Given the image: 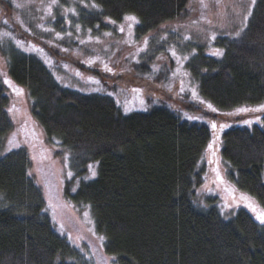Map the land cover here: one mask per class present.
<instances>
[{
  "label": "trees",
  "instance_id": "16d2710c",
  "mask_svg": "<svg viewBox=\"0 0 264 264\" xmlns=\"http://www.w3.org/2000/svg\"><path fill=\"white\" fill-rule=\"evenodd\" d=\"M189 1L94 0L101 10L92 8L87 22L104 27V20L120 23L132 13L141 21L137 35L145 37L184 17ZM216 46L223 56L201 49L189 63L204 101L220 113L263 104L264 0H257L240 38H220ZM4 57L8 79L27 93L47 143L71 154L74 180L65 189L66 199L91 210L106 252L118 264H264L263 228L244 210L226 220L213 206L216 199L199 194L212 140L208 126L166 104L125 115L112 98L61 86L35 57L17 50ZM10 108L0 81V154L14 130ZM222 157L238 189L264 209V116L259 125L227 129ZM89 165H98L95 178L73 192ZM29 172L26 151L0 155V264H80L57 233L43 191Z\"/></svg>",
  "mask_w": 264,
  "mask_h": 264
},
{
  "label": "rangeland",
  "instance_id": "374dc122",
  "mask_svg": "<svg viewBox=\"0 0 264 264\" xmlns=\"http://www.w3.org/2000/svg\"><path fill=\"white\" fill-rule=\"evenodd\" d=\"M51 3L52 0H0L1 83L5 75L8 78L4 53L17 50L41 61L61 86L82 94H99L112 98L125 115L147 113L151 107L166 104L178 111L183 118L191 117L189 120L208 126L212 133L211 142L215 139V144L212 150L207 149L203 158L206 175L204 185L199 190L200 196L216 199L213 206L217 203L218 211L226 220L244 210L264 230V225L255 219L256 213L246 205L251 203L257 212L263 208L256 198L238 189L230 179L229 165L222 157L223 135L227 129L239 124L246 127L259 125L264 112L226 115L218 109L216 112L211 111L207 107L210 103L204 101L198 84L189 73V63L201 49L206 55L213 56L211 53L217 48L218 39H234V33L239 30L244 15L250 8L254 11L257 0L255 6H252L251 0H190L184 17L161 26L145 37L137 35V25L133 27L132 36L128 35L126 27L123 33L120 32L119 28L125 23L124 20L114 24L104 20V27L99 25L98 28V24L91 25L87 20L90 19L88 14H91L92 8H85L82 0H57V4L52 7V15H48L46 9ZM66 8H75L76 15L65 12ZM77 24L81 26L79 32L76 30ZM44 28L54 31H45ZM88 29H91V33ZM56 32H60L63 39H56ZM69 32L72 33L71 36L67 34ZM4 33L9 35L4 36ZM104 33L111 35L105 36ZM213 34L216 36L215 40L211 39ZM185 36L190 39L185 40ZM97 37L99 43L96 42ZM145 38L148 39V47L137 56V49L143 47ZM17 40L30 50L24 51L17 47ZM81 40L85 43H80ZM32 45L43 51L32 50ZM171 48L188 59L177 63L169 50ZM90 59H96V63L89 66L87 61ZM104 62L112 67L115 75L104 70ZM89 78L100 83H92ZM181 81L185 89L183 92H180ZM13 85L16 86L14 83ZM6 88L13 109L11 117L14 130L4 141L2 156L19 150H24L29 155L32 175L43 191L54 227L75 250L80 264H118L116 257L107 254L106 238L96 230L91 210L88 207L78 209L66 199L65 189L74 180L71 154L61 146L47 143L44 131L31 115L27 93L23 90L22 95H17L9 86L6 85ZM133 89L141 91L134 92ZM125 108L129 109L127 113ZM245 120L252 121L251 125L245 124ZM213 122L217 125L215 130L211 127ZM221 124L226 125L223 130L219 127ZM14 134L20 147L8 152V140ZM95 166L98 165H92L97 172ZM90 173L88 170L83 178L73 181V192L82 182L95 178ZM49 195L54 208H48ZM100 236L105 239L101 241Z\"/></svg>",
  "mask_w": 264,
  "mask_h": 264
},
{
  "label": "snow or ice",
  "instance_id": "6c2138e0",
  "mask_svg": "<svg viewBox=\"0 0 264 264\" xmlns=\"http://www.w3.org/2000/svg\"><path fill=\"white\" fill-rule=\"evenodd\" d=\"M251 3H252V6H255L256 0H251ZM56 4H57V0H52V3L47 6L46 12H47L48 15H52V7L54 5H56ZM89 6L91 8H94V9H97V10H101L100 9V6L97 3H95L94 0H93V2L90 5L89 4H85L84 5L85 8H87ZM17 7H20V5H17ZM64 11L65 12H71L73 15H76L75 8H66V9H64ZM252 15H253V12H252V9L250 8L248 10L247 14L244 15L243 20H242V24H241L239 30L235 31L234 37H233L234 39L240 38L242 36V34L246 31V29L248 27V21L250 20V18L252 17ZM123 20H124L125 23L120 25V28H119L120 32L123 33L125 31V27H126L127 28L128 35L129 36H132V34H133V27H134V25H137V24H140L141 23L140 19L137 17V15L130 13V14L124 15ZM110 22L113 23V24L115 23V21H110ZM40 27L43 28V25H40ZM80 27L81 26L79 24L76 25L77 32L80 31ZM98 27H99V25H97V28ZM44 30L45 31H54L53 29H50V28H44ZM173 31H175V29H173ZM88 32L91 33V29H88ZM67 34L69 36L72 35L71 32H69ZM3 35L4 36H8L9 34L8 33H4ZM104 35L105 36H110L111 33H104ZM55 36H56V39H58V40L59 39H63V36H62V34L60 32H56L55 33ZM91 39H92L91 36H89V40H91ZM164 39H166V37H164ZM184 39L185 40H188V39H190V37L185 36ZM211 39L212 40H215L216 39L215 34H213L211 36ZM96 42L97 43L100 42L98 37L96 38ZM15 43H16L17 47L22 48L24 51H29L30 50L28 47H24V45L22 44V42H20L18 40ZM80 43L83 44V43H85V41L81 40ZM147 47H148V39L145 38V40L143 42V47H140V48L137 49L136 55L139 56V54L141 52H144L147 49ZM31 49L32 50H37V51H43V49H36V46L35 45H32L31 46ZM64 50L67 51V49H64ZM169 50L171 51L172 57H174L177 60V63H179L180 60H187L188 59L187 56H180V55H178V53L176 52L175 48H171ZM211 54L214 55V56L220 57V56H223L224 53H223V50H221V49H215ZM87 63H88L89 66H91L92 64L96 63V59H90L89 61H87ZM137 63H139V60H137ZM103 66H104V70L105 71H107L109 73H112L113 75L116 74L113 71L112 67H110L107 62H104V65ZM78 75H79V73H78ZM175 75H176V73L174 72L173 73V76H175ZM89 80L92 83H96V84H99L100 83L98 80H94L93 78H89ZM3 83L5 85L9 86L10 88H12L13 92H15L17 95H22L23 94V89L19 88L18 86H14L13 85V82L10 79L6 78V75H5V78L3 80ZM95 90L96 91H100L101 89H95ZM184 90L185 89L183 87V81H181L180 92H183ZM133 91L134 92H139V91H141V89H133ZM193 94L195 95V91H193ZM108 95H112V93H108ZM201 102L203 103V101H201ZM141 103L143 104V101H141ZM207 107L209 109H211V111H213V112H216L217 111V109L214 108L211 104H208ZM144 110L146 111L147 108L145 107ZM8 111L9 112H12L13 109L10 108V109H8ZM128 111H129V109L125 108V112L127 113ZM242 112H264V104L259 105L256 108H246V107L245 108H238V109L235 110V113H226V115H233V114L242 113ZM189 119H192V118L189 117ZM257 119H259V117H257ZM244 123L245 124H248V125H251L252 121L245 120ZM225 126L226 125L221 124L219 127H220L221 130H223V128ZM211 127H212L213 130H215L217 128L216 123L213 122L211 124ZM8 144H9V147L7 149L8 152H11L13 150V148H19L20 147V144L18 142H16L15 134L13 135V137L11 139L8 140ZM214 144H215V139L211 143H209L207 145V148L209 150H212L213 147H214ZM213 154H215V153L213 152ZM0 155H3V154H0ZM34 158L35 157H33V159ZM89 170L91 171V176L92 177H95L96 176V171L92 168L91 165H89ZM28 175L29 176H32V172H29ZM69 175H71V173H69ZM217 176L219 177V173H217ZM242 199H248V198L242 197ZM246 206L248 208H250L253 213H256L255 219L261 225H264V209H262L261 211L257 212V209L255 207H253V205L251 203L247 204ZM48 208H54V205L52 204L51 195H49V198H48ZM47 210L48 209H45V211H47ZM85 215H87V213ZM61 227H63V226H61ZM99 239L101 241H103L105 238L103 236H100Z\"/></svg>",
  "mask_w": 264,
  "mask_h": 264
},
{
  "label": "bare ground",
  "instance_id": "6f19581e",
  "mask_svg": "<svg viewBox=\"0 0 264 264\" xmlns=\"http://www.w3.org/2000/svg\"><path fill=\"white\" fill-rule=\"evenodd\" d=\"M216 204H217V203H216ZM216 204L214 205V207L217 209V205H216ZM217 210H218V209H217ZM96 230H97V229H96Z\"/></svg>",
  "mask_w": 264,
  "mask_h": 264
}]
</instances>
